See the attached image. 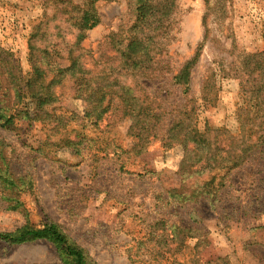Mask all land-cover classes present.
Returning <instances> with one entry per match:
<instances>
[{
    "label": "rangeland",
    "instance_id": "1",
    "mask_svg": "<svg viewBox=\"0 0 264 264\" xmlns=\"http://www.w3.org/2000/svg\"><path fill=\"white\" fill-rule=\"evenodd\" d=\"M80 2L0 0V48L13 54L18 75L28 70V38L52 17L47 44H57L62 58L58 61L68 63L63 57L72 46L73 31L70 17L58 7ZM95 7L99 22L86 31L79 46L83 67L93 73L118 54L109 36L118 31L127 35L132 16L127 0H98ZM170 20L163 56L149 75L158 72L143 80L135 70L141 84L134 87L135 94L143 87L155 104L160 101L167 118L187 108L188 96L172 75L198 53L191 74L192 97L199 98L206 78L216 91L214 102L200 106L197 99L199 127L207 123L237 132L238 108L244 103L242 81L248 84L257 74L244 70V56L264 52V0H176ZM256 60L263 65L256 80H264V58ZM10 87L8 79L5 84L0 81V93ZM55 92V113L68 118L59 133L27 120L19 123V131L0 127L4 155L11 158L14 173L31 181V189L18 197V209L3 198L7 191L0 185V232L27 221H53L97 264H264V173L257 174L262 157L228 171L214 200L178 202L168 190L181 181L177 170L182 146L166 148L154 140L137 154V140L128 131L130 116L117 104L95 124L84 118V103L69 80ZM188 180L194 185V176ZM0 264L62 263L48 242L0 240Z\"/></svg>",
    "mask_w": 264,
    "mask_h": 264
},
{
    "label": "trees",
    "instance_id": "2",
    "mask_svg": "<svg viewBox=\"0 0 264 264\" xmlns=\"http://www.w3.org/2000/svg\"><path fill=\"white\" fill-rule=\"evenodd\" d=\"M97 1L81 0L75 4L77 8L74 5L58 7L70 17L69 26L73 31L72 46L63 57L68 59L65 66L58 61L62 58L57 44L52 47L47 44L52 35L48 25L53 17L40 24L39 29L28 38V70L25 75L20 76L13 70V54L0 48V81L5 84L8 79L11 83L9 89L0 93V127L19 131V123L27 120L50 125L52 132L59 133L58 128L63 129L68 118L55 113V89L63 81L69 80L72 90L84 103V118L91 123L97 124L102 120L113 104H117L124 115L130 116L128 131L137 140L133 146L135 153L143 152L154 140H159L166 148L183 147L177 170L181 181L176 188L168 190V196L178 202L214 200L225 184L226 173L254 156L263 158L258 157L262 161V168L257 172L258 175L263 174L264 80L263 76L256 80L263 66L256 59L264 58V52L244 56V70H250V76L257 74L252 81L247 80L248 84L242 81L241 97L244 103L238 108L240 127L237 132H232L226 126L216 127L207 123L203 128L199 127L200 108L197 102L201 100L200 106L214 102L216 91L206 78L198 100L192 97L191 74L198 53L186 60L172 75L173 83L188 96L189 106L176 110L167 118L160 101L155 104L143 87L139 94H135L134 87L141 86L140 82L137 83L139 75L135 70L141 72L138 78L143 80L157 74L158 71L149 75L156 71L152 66L163 56L162 40L172 27L170 17L175 12L176 0H127L132 13L127 30L129 33L122 36L119 31L110 34V44L118 54L102 62L100 70L93 73L83 67L80 60L83 52L79 51V46L85 39L86 31L99 22L95 7ZM58 35L64 38L62 32ZM126 80L133 82V86L125 85L123 82ZM165 117L169 121H165ZM3 145L4 142L0 140V185L7 191L3 198L10 202L12 209H18L21 206L18 197L22 191L31 189V181L25 175L14 173L11 158L4 155ZM191 176H194V185L188 180ZM0 240L9 244L45 241L53 245L62 264H97L53 221L40 225L27 221L14 230L0 232Z\"/></svg>",
    "mask_w": 264,
    "mask_h": 264
}]
</instances>
